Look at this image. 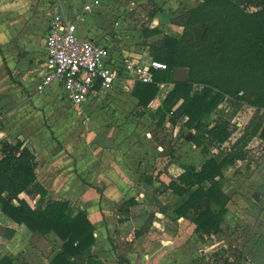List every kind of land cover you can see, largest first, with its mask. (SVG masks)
Returning <instances> with one entry per match:
<instances>
[{
  "label": "crops",
  "instance_id": "0c3cea01",
  "mask_svg": "<svg viewBox=\"0 0 264 264\" xmlns=\"http://www.w3.org/2000/svg\"><path fill=\"white\" fill-rule=\"evenodd\" d=\"M34 1L39 3L31 6L33 10L30 9L21 16L28 23L23 32L18 34L21 37L17 44L19 50L8 47L13 45L8 41L17 32L15 27H11V22H6L7 26L0 32V49L3 51L0 56V127H3L0 128V141L15 142L20 139L34 150L37 180L48 190L47 198L67 199L73 207L86 210L88 219L94 225L96 242L85 255L97 256L104 264H174L176 259L196 256L198 239L213 238L221 231L201 235L195 231L196 226L190 219L177 216L173 209L180 202V198L171 193L167 184L183 171L184 165L199 166L206 158L219 152V148L223 149L222 145L229 143V139L232 144L242 133L239 131L241 125L225 143L211 146L208 149L210 151L204 150L202 145H195L189 139L192 147L196 148L195 151L205 154L203 161L198 164L190 162L182 149L178 150L181 156L176 155L177 158H157L154 156L155 142L148 139L134 144L117 140L113 144L93 142V146L85 143L84 150H77L79 144L69 142L64 137L70 139L71 133L76 131L75 126L68 124L69 113L79 114L80 111H76L60 85L53 83L43 92H35L37 74L44 56V39L48 30L50 9L47 0ZM76 1L78 0H71L73 3ZM108 7L104 0H99L93 10L87 13L85 20L78 23L76 31L79 37L108 43L112 53L114 49L123 47L121 53H113L119 58L126 56L138 60L140 56H146L149 52L146 43L157 35L145 38L142 35L143 29L157 27L162 30L161 25L171 23L174 17L168 10L161 11L160 8L152 9L156 11L151 16L150 10L149 24L138 31L141 44L126 48L123 46L126 45L125 37L121 34L124 13L117 12L115 21L105 25L109 18L108 13L110 14ZM178 27L182 29L179 25ZM165 33L167 32L160 34ZM172 85H160L156 97L146 109L147 113L155 115L156 107ZM228 98L225 97L224 100L230 101ZM133 99L137 102L134 96ZM90 103L91 101L84 105L85 110ZM167 125L172 127L174 133L184 128L181 122L171 125L166 120L163 126ZM255 137L264 142L258 135L252 139ZM251 140L246 145L247 149ZM89 145L94 149L93 154ZM156 145L162 149L160 144ZM210 152V155H206ZM240 161L237 160L234 165ZM234 165L225 167L224 174L225 170ZM146 177L152 181H147ZM164 195L173 199V202L163 201ZM20 196L34 207L37 196L32 198L25 193ZM128 200L134 201V204H129ZM228 212L229 208L226 214ZM0 215L5 227L15 229L10 238L3 234L12 243L26 244L30 239H53L56 249L52 248L49 257L40 256L41 264L44 261L50 264V260L60 249L61 241L57 236L53 233H32L1 211ZM46 243L53 245L49 241ZM11 245L7 244L10 250Z\"/></svg>",
  "mask_w": 264,
  "mask_h": 264
},
{
  "label": "trees",
  "instance_id": "16d2710c",
  "mask_svg": "<svg viewBox=\"0 0 264 264\" xmlns=\"http://www.w3.org/2000/svg\"><path fill=\"white\" fill-rule=\"evenodd\" d=\"M249 5L242 0H200L183 10L171 19L182 28L180 33H165L146 43L147 56L164 62L166 68L153 70L151 82L136 81L131 90L137 99L136 113L143 115L160 85L172 83L155 109L156 125L181 122L192 131L191 142L204 150L222 145L231 136L229 119L209 120L225 97L255 110L228 151L209 156L199 166L184 165L167 184L180 198L174 213L190 219L201 235L221 231L228 211L224 168L245 159L246 145L254 136L264 140V0ZM161 32L157 27L144 28L142 35ZM175 67L187 68L186 81H173ZM0 152V211L32 233H53L60 239L50 264H104L97 256L85 255L96 242L86 210L73 207L67 199L47 198L48 190L37 180L34 150L17 139L1 140ZM21 193L37 196L34 207ZM14 233V228L5 227L6 237ZM0 264L20 263L5 255Z\"/></svg>",
  "mask_w": 264,
  "mask_h": 264
},
{
  "label": "rangeland",
  "instance_id": "374dc122",
  "mask_svg": "<svg viewBox=\"0 0 264 264\" xmlns=\"http://www.w3.org/2000/svg\"><path fill=\"white\" fill-rule=\"evenodd\" d=\"M104 1L109 6L108 11H110L105 25H110L113 20L115 21L117 12L124 13L121 34L126 41V45L123 46L129 48L131 45L141 44L142 39L138 31L149 24L150 10L155 8H160L161 11L168 10L169 14L175 18L183 10L195 6L200 0ZM242 1L246 2L247 6L250 4L249 7L251 8L253 0ZM36 3L39 2L34 0H0V32L4 26H7L6 22H11V27L17 29L14 37L8 41L9 44H13L8 47L12 46L15 51L19 50L17 44L21 37L18 34L23 32L28 23L21 16H24V12L33 10L31 6ZM34 8L36 9V6ZM21 9L25 10L20 11ZM161 28L162 32L170 34H178L181 30L177 24L172 22H166L161 25ZM160 36L162 34L153 39ZM121 49H114L113 53L119 54ZM1 54L3 51L0 49V56ZM195 89L200 88L196 87ZM85 108L83 107L79 114L69 113L68 124L75 126L76 131L71 133L70 139L64 137L69 142L79 144L77 147L79 151L85 149L83 147L85 143L93 146V142L113 144L117 140L125 141L126 144L128 142L134 144L139 140L148 139L155 142L156 152L154 156L157 158L162 156L177 158V156H181L178 153L179 149L185 150L188 160L195 164L203 161L205 157L204 153L195 151L196 148L190 144L191 130L182 128L174 133L170 125L157 126L156 118L151 113L146 112L143 115H137L135 99L128 92L121 91L120 87L114 88L103 98L92 100L87 106V110ZM254 111L253 108L245 104L226 102L223 99L210 115L209 120L219 118L236 120L241 125L239 131L242 132ZM84 113H88V115ZM0 122H2L1 119ZM231 127L233 130L236 128L232 122ZM228 142L222 145L223 149L219 148L217 151H228L227 148L231 145L230 139ZM156 144H160L162 149H159ZM250 144L245 159L225 170L227 179L224 187L229 195V212L226 214L221 232L213 238L198 239L199 243L196 244L197 252L195 253L197 255L187 259H176L174 264H264V142L255 137ZM90 145L89 148H91ZM93 150L91 148L92 154ZM210 154L211 152L206 153V155ZM162 200H170L169 203L173 202V199L167 195L162 196ZM2 220L3 217L0 215V259L9 255L20 264H41L42 258L40 256L49 257L52 248L56 249L57 245L51 238H44V241L30 239L26 244L12 243L6 240L3 235L5 225ZM46 241L51 242L53 247L47 245ZM7 244L9 246L13 244L11 250L8 249ZM42 264H46V261Z\"/></svg>",
  "mask_w": 264,
  "mask_h": 264
},
{
  "label": "built area",
  "instance_id": "2783aa9c",
  "mask_svg": "<svg viewBox=\"0 0 264 264\" xmlns=\"http://www.w3.org/2000/svg\"><path fill=\"white\" fill-rule=\"evenodd\" d=\"M98 2L46 1L50 17L35 92L41 93L53 83L60 85L76 111H81L94 99L105 97L116 87L131 92L134 82H151L153 70L166 68L164 62L147 55L140 56L138 60L115 57L108 43L79 37L76 31L78 23L85 20ZM232 123L236 128L233 130L231 127V135L240 126L236 120Z\"/></svg>",
  "mask_w": 264,
  "mask_h": 264
},
{
  "label": "water",
  "instance_id": "95a60500",
  "mask_svg": "<svg viewBox=\"0 0 264 264\" xmlns=\"http://www.w3.org/2000/svg\"><path fill=\"white\" fill-rule=\"evenodd\" d=\"M186 79H187V68L186 67H175L173 70V81L183 82V81H186Z\"/></svg>",
  "mask_w": 264,
  "mask_h": 264
}]
</instances>
